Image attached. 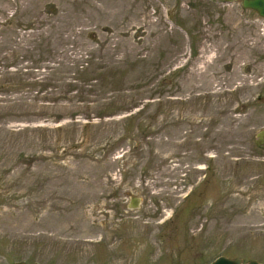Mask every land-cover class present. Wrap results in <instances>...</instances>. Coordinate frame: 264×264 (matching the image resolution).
Returning a JSON list of instances; mask_svg holds the SVG:
<instances>
[{
  "label": "rangeland",
  "instance_id": "1",
  "mask_svg": "<svg viewBox=\"0 0 264 264\" xmlns=\"http://www.w3.org/2000/svg\"><path fill=\"white\" fill-rule=\"evenodd\" d=\"M263 87L242 0H0V264L264 263Z\"/></svg>",
  "mask_w": 264,
  "mask_h": 264
},
{
  "label": "water",
  "instance_id": "2",
  "mask_svg": "<svg viewBox=\"0 0 264 264\" xmlns=\"http://www.w3.org/2000/svg\"><path fill=\"white\" fill-rule=\"evenodd\" d=\"M226 2H233L236 0H224ZM242 6L246 9L254 11L257 15L264 18V0H242ZM263 98H264V88L262 91ZM255 145L260 148L264 149V128L258 130L255 134ZM140 198L137 196H131L128 203V208L135 209L138 208L140 204ZM10 264H38L36 262L26 263L24 261H16ZM209 264H264L260 263L257 260L250 259L246 262H242V259L239 257L228 258L225 256H218Z\"/></svg>",
  "mask_w": 264,
  "mask_h": 264
}]
</instances>
